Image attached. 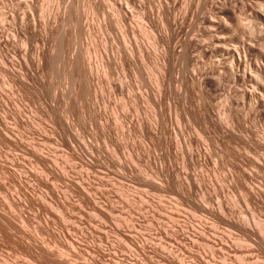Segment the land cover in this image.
<instances>
[{
  "label": "rangeland",
  "instance_id": "374dc122",
  "mask_svg": "<svg viewBox=\"0 0 264 264\" xmlns=\"http://www.w3.org/2000/svg\"><path fill=\"white\" fill-rule=\"evenodd\" d=\"M0 264H264V0H0Z\"/></svg>",
  "mask_w": 264,
  "mask_h": 264
},
{
  "label": "bare ground",
  "instance_id": "6f19581e",
  "mask_svg": "<svg viewBox=\"0 0 264 264\" xmlns=\"http://www.w3.org/2000/svg\"><path fill=\"white\" fill-rule=\"evenodd\" d=\"M57 55H58V54H57ZM57 55H56V56H57Z\"/></svg>",
  "mask_w": 264,
  "mask_h": 264
}]
</instances>
